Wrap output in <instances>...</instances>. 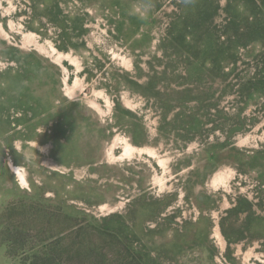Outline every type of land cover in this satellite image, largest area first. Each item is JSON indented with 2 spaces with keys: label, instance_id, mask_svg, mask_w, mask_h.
<instances>
[{
  "label": "rangeland",
  "instance_id": "374dc122",
  "mask_svg": "<svg viewBox=\"0 0 264 264\" xmlns=\"http://www.w3.org/2000/svg\"><path fill=\"white\" fill-rule=\"evenodd\" d=\"M32 262L264 264V0H0V264Z\"/></svg>",
  "mask_w": 264,
  "mask_h": 264
},
{
  "label": "bare ground",
  "instance_id": "6f19581e",
  "mask_svg": "<svg viewBox=\"0 0 264 264\" xmlns=\"http://www.w3.org/2000/svg\"><path fill=\"white\" fill-rule=\"evenodd\" d=\"M60 56V55H59ZM126 154L130 153V151L133 149L132 145H130L128 142L126 143ZM125 155V154H124ZM15 171L19 174L21 180L23 181L22 183H27L28 180L26 178V173H24L25 170H23L21 167L16 166L13 162L11 165Z\"/></svg>",
  "mask_w": 264,
  "mask_h": 264
},
{
  "label": "trees",
  "instance_id": "16d2710c",
  "mask_svg": "<svg viewBox=\"0 0 264 264\" xmlns=\"http://www.w3.org/2000/svg\"><path fill=\"white\" fill-rule=\"evenodd\" d=\"M22 257H24L23 255H22ZM26 260H27V258H25ZM32 264H36V262H32Z\"/></svg>",
  "mask_w": 264,
  "mask_h": 264
}]
</instances>
